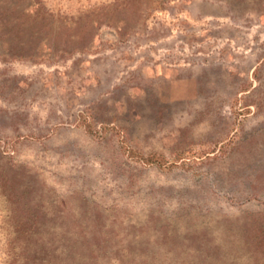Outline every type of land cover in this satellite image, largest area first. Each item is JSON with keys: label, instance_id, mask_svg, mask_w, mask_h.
I'll return each mask as SVG.
<instances>
[{"label": "rangeland", "instance_id": "1", "mask_svg": "<svg viewBox=\"0 0 264 264\" xmlns=\"http://www.w3.org/2000/svg\"><path fill=\"white\" fill-rule=\"evenodd\" d=\"M31 1L138 28L0 29V264H264V0Z\"/></svg>", "mask_w": 264, "mask_h": 264}, {"label": "trees", "instance_id": "2", "mask_svg": "<svg viewBox=\"0 0 264 264\" xmlns=\"http://www.w3.org/2000/svg\"><path fill=\"white\" fill-rule=\"evenodd\" d=\"M36 3L30 0H0V5H2L0 7V29L4 30V33L5 30L9 31L11 37L26 35L30 40L35 39L40 48L44 50L42 55L31 51L28 55L12 53L11 56L15 59L27 58L33 62L54 61L64 56H71L76 52L88 53L93 44L95 31L102 24L113 26L120 38H124L138 28L137 25H132L129 29H123L121 21H115L117 19L112 18L107 12L106 9H109V6L100 8L96 15L85 13L68 18L55 16L40 6L36 7ZM136 14L144 20L148 11H137ZM54 29L63 34L56 44H51L45 36L38 35L41 31L47 34L48 31ZM144 160L151 161L152 159Z\"/></svg>", "mask_w": 264, "mask_h": 264}]
</instances>
